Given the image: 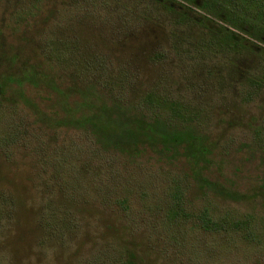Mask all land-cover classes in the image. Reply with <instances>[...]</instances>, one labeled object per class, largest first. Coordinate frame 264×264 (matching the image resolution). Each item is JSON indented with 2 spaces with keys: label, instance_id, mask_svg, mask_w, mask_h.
Here are the masks:
<instances>
[{
  "label": "trees",
  "instance_id": "16d2710c",
  "mask_svg": "<svg viewBox=\"0 0 264 264\" xmlns=\"http://www.w3.org/2000/svg\"><path fill=\"white\" fill-rule=\"evenodd\" d=\"M66 3L70 5L69 20L66 17L57 20L71 22L74 11L80 9L82 17L92 18L91 23L99 21L115 30L139 21L146 13H153L157 18L165 17L163 28L172 33L190 21L186 9L187 4H191L209 15H202L207 21L212 22L210 17L218 19L264 43V0L256 3L252 0H130V5L124 0H68ZM147 3L151 5L150 9ZM31 8H36V4L31 3L26 8L15 7L13 15L19 18L20 12L29 13ZM114 18L116 24L112 22ZM207 21L203 20L200 26L209 35L203 43H199L206 51L227 56L231 50H244L263 56L264 49L260 47L257 48L260 50H256L248 45L244 35L222 24L211 26ZM88 27L93 29L90 23ZM81 37L77 33L65 32L64 24L54 25L49 33L40 31L35 39L34 59L30 58L26 50L33 44L17 41L15 46L10 45L6 49L0 42V64L4 63V69L0 72V97L7 93L29 103L24 88L43 87L49 93L48 103L44 109L38 105L32 107V121L54 132L65 126L75 129L77 133L76 140L70 137L65 142H54L53 148L46 153L47 158L45 155L46 164H41L40 172L47 174L45 165H52H49L50 177L41 180L50 194L57 191L65 203L73 204L77 200L75 197L80 198L92 190L89 185H94L96 190L101 188L98 176L90 178L92 182H88L87 177L80 179L72 160L80 154L84 158L91 155L101 167L107 166L103 170L104 175L107 173L111 177L115 170L108 163L110 158L116 156L130 160L149 151L159 160L180 158L186 167L185 171L167 177L169 184L159 191L147 185L155 174H144L142 171L139 179L144 182L141 183L144 188H139V203L132 210L126 196L117 197L122 206L120 215L128 225L129 233L145 224L148 236L153 235L160 242L161 232L170 237L172 247L178 250L179 256L183 255L180 253L183 245L177 242L188 234L190 264H201L208 256L209 243L203 241L204 233L211 236L219 234L227 241L237 236L264 251V215H256L252 207L241 214L228 209L215 213L211 202L213 196L234 202L246 200L251 205L264 207V113L260 122L252 128L250 144L247 145L250 147L248 151L257 155L261 173L248 182V188L239 189L236 166L224 171L220 164L222 158L213 159L217 154L227 153V143H224L225 149L214 151L213 142L203 128L205 116L201 107L192 105L186 94L175 96L169 87L161 84L160 78L153 79L154 82L149 85L141 84L135 69H130L125 62L114 66L109 53L91 45L90 42L94 43L95 39L82 37L80 41ZM118 38V33H111L109 44L116 43ZM172 50L178 52L174 45ZM181 50L178 57L183 61L189 57L187 52L190 49L183 47ZM164 53L163 46L154 45L147 57L155 63L163 58ZM244 80L245 88L241 90L244 100L264 91V73L246 74ZM4 117L5 110L0 109V147L4 153L11 144L26 145L33 141L32 150L41 147L43 137L40 132L25 127L21 121L16 125L15 120ZM137 173L134 171V174L129 172L127 176H122L130 180L123 179V189H130L128 184L135 182L132 179ZM187 176L190 177V206L185 197L189 185ZM99 196L100 201L108 202L103 194ZM47 203L43 202L45 211L37 217L41 236L43 239H62L68 230L73 229L76 221L74 214L68 208L58 205L52 207ZM7 205L0 194V214L2 212L4 217L10 216ZM128 209L131 211L128 212ZM152 215L154 217L151 220ZM189 219L190 224L186 226ZM157 224L160 225L159 230H156ZM162 246L164 251L168 249L163 243ZM127 251L114 243L102 248L104 259H99L97 250V254L94 253L83 264H134L132 253Z\"/></svg>",
  "mask_w": 264,
  "mask_h": 264
},
{
  "label": "rangeland",
  "instance_id": "374dc122",
  "mask_svg": "<svg viewBox=\"0 0 264 264\" xmlns=\"http://www.w3.org/2000/svg\"><path fill=\"white\" fill-rule=\"evenodd\" d=\"M67 1L0 0V42L6 49L10 45L15 46L17 41L23 44L29 42V45L33 44L31 48L25 47L30 58L34 59L35 39L39 32L49 33L56 24H64L65 32L77 33L85 39H95L94 43L90 42L93 47L109 53L114 66L125 62L130 69H135L134 72L138 74V81L141 84L149 85L154 82L153 79L160 78L161 84L166 88L169 87L175 96L186 94L192 105L201 107L205 116L203 128L213 142L214 151L225 149L224 143H227V153L217 154L213 159L222 158L220 164L224 171L232 170L235 165L237 187L248 188V182L261 173L257 155L248 151L250 147L247 145L250 144L252 128L260 122L264 113V91L244 100L241 98V90L245 88L244 75L264 73V53L261 56L253 51L231 50L227 56H221L206 51L203 46H199V43L204 42L209 32L201 28L200 23L203 20L207 21L202 15L208 17L209 15L191 4H187L189 9H186L191 17L190 21L179 26L176 33H172L163 28L165 17L157 18L153 13H146L139 21L126 28L119 27L115 30L99 21L91 23L92 18L82 17L80 9L74 11L75 16L71 22L66 19L57 20L59 17L63 19L66 17L69 20L70 5L66 3ZM129 1L124 0L127 5H130ZM252 1L256 3L259 0ZM31 3L36 4V8H31L29 13L20 12L19 18L14 17L15 7L26 8ZM150 4L147 3L149 9ZM210 18L212 22H207L211 26L225 25L236 33L244 35L247 38L246 43L251 47L256 50H260L257 49L260 47L264 49L263 42L246 36L218 19ZM112 22L116 24V18ZM89 23L93 29L88 27ZM111 33H118L119 38L116 43L109 44L108 38ZM172 44L177 47L178 52L172 50ZM154 45L163 46L165 50L163 58L155 63L147 57ZM180 45L182 48L190 49L187 52L189 57L183 61L179 59L182 52ZM3 69L4 63H1L0 72ZM23 92L30 104L19 101L17 96H9L7 93L0 97L2 102L0 109L5 110L4 119L15 120L16 125L21 121L25 127L40 132L43 138L38 150H32L33 141L26 145L11 144L5 153L0 147V194L8 203L7 211H11L10 216L4 217L2 212L0 214V264H83L97 250L99 259H104L105 252H102V248L114 243L132 253L131 260L134 264H190L188 234L177 242L183 245L180 247V253L183 255L179 256L178 250L172 247L170 237L161 232L160 242L153 235L148 236L145 224L129 233L128 225L121 218L122 206L117 198L121 195L126 196L132 210L139 203V188H144L141 186L144 182L139 179L142 171L144 174L145 172L155 174L147 185L159 191L161 187L169 184L167 177L180 175L185 171L186 167L182 160L180 158L159 160L149 151L130 160L116 156L110 158L108 163L115 170L111 177L107 173L104 175L103 170L107 166L101 167L91 155L84 158L80 154L72 159L80 179L87 177L88 182H92L90 178L95 179L98 176L101 179V188L96 190L94 185H89L92 189L89 193L80 198L75 197L77 200L73 204L65 203L59 192L50 194L42 184L41 180L50 177L48 174L52 165L50 163H47L50 166L45 165L48 174L40 170L41 164H46L45 155L53 148L54 142H65L70 137H75L76 140V130L64 126L54 132L42 125L37 126L32 121V107L38 105L44 109L48 103L49 93L40 86L39 88L27 86ZM134 171L138 172L132 179L135 181L134 184L130 182L128 184L130 189H123L122 182L125 181L122 176H127L129 172L134 174ZM186 179L189 185L185 197L190 206V177L187 176ZM149 188L147 189L151 190ZM102 194L108 202L100 201L99 195ZM43 202H48L47 204L52 207L58 205L64 209L68 208L74 214L76 221L73 223V229L68 230L64 238H42L37 226V217L40 212L45 211L46 206ZM211 202L215 213L228 209L241 214L252 207L256 215H264V207L251 205L246 200L234 202L211 196ZM130 209L128 212L131 211ZM153 217L154 215L151 220ZM189 224L190 219L185 225ZM156 226V230H159L160 225ZM203 236V241L209 243V250L207 258L201 264H264V251L253 244L245 243L237 236H232L229 241L219 234L211 236L204 233ZM162 243L168 246L167 250H163ZM127 257L129 258L128 255Z\"/></svg>",
  "mask_w": 264,
  "mask_h": 264
}]
</instances>
